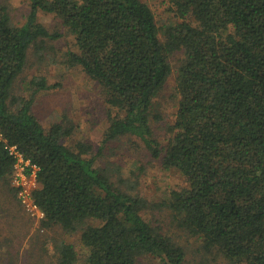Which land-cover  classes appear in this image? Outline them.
Listing matches in <instances>:
<instances>
[{
	"label": "trees",
	"instance_id": "16d2710c",
	"mask_svg": "<svg viewBox=\"0 0 264 264\" xmlns=\"http://www.w3.org/2000/svg\"><path fill=\"white\" fill-rule=\"evenodd\" d=\"M165 1L177 21L163 39L142 0H28L22 24L0 3V179L13 165L6 143L39 166L33 198L43 225L80 230L87 252L81 262L62 241L58 264L186 262L182 247L142 217L144 198L115 185L95 166V155L86 156L88 145L77 142L74 150L62 143L59 124L44 129L32 96L11 95L29 48L60 36L38 21V11L56 15L74 35L77 50L67 51V63L102 87L115 112L101 143L140 138L184 178L162 202L178 224L233 264H264V0ZM180 50L172 135L161 148L150 125L153 99L171 72L169 54ZM30 83L33 93L49 87L43 78Z\"/></svg>",
	"mask_w": 264,
	"mask_h": 264
},
{
	"label": "rangeland",
	"instance_id": "374dc122",
	"mask_svg": "<svg viewBox=\"0 0 264 264\" xmlns=\"http://www.w3.org/2000/svg\"><path fill=\"white\" fill-rule=\"evenodd\" d=\"M142 1L153 11L163 39L164 28L177 18L168 10L165 0ZM0 3L7 5L14 23L25 21L28 0H0ZM37 19L48 31H57L60 36L43 38L29 48L23 70L13 82L11 95L23 99L32 96L31 110L44 129L59 124L65 132L61 136L62 143L74 150L77 142L88 145L86 156L95 155V166L104 169L115 185L144 198L148 206L141 210L142 217L182 247L186 264H233L216 249L204 248L201 239L181 227L172 211L162 204L172 189L185 185L176 168H165L161 156L153 157L141 139L131 134L101 143L109 123L108 115L115 113L106 103L104 90L80 65L67 63V51L77 48L74 35L61 20L43 11H38ZM183 59L182 50L169 54L171 72L153 99L150 125L161 148L172 135L169 126L175 117L178 67ZM33 78H43L49 87L33 93L34 85L30 83ZM43 220H37L24 210L10 177L0 179V264H58V244L62 241L73 245L78 260H85L87 252L80 242V230L67 231L58 224L45 226ZM144 260L156 263L150 257Z\"/></svg>",
	"mask_w": 264,
	"mask_h": 264
},
{
	"label": "built area",
	"instance_id": "2783aa9c",
	"mask_svg": "<svg viewBox=\"0 0 264 264\" xmlns=\"http://www.w3.org/2000/svg\"><path fill=\"white\" fill-rule=\"evenodd\" d=\"M0 141L5 143L1 133ZM4 147L13 159L10 181L16 191L19 203L30 216L37 220L44 219V212L33 198V192L39 184V166L26 158L15 144L6 143Z\"/></svg>",
	"mask_w": 264,
	"mask_h": 264
}]
</instances>
